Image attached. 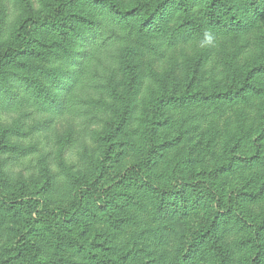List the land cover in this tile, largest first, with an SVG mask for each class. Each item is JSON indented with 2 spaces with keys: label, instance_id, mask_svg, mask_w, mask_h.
<instances>
[{
  "label": "rangeland",
  "instance_id": "374dc122",
  "mask_svg": "<svg viewBox=\"0 0 264 264\" xmlns=\"http://www.w3.org/2000/svg\"><path fill=\"white\" fill-rule=\"evenodd\" d=\"M113 1L121 10L157 2ZM215 1L218 26L205 24L200 11L191 17L178 13L179 0H174L153 16L150 27L130 38L103 40L109 32L103 28L99 42L89 48L93 59L82 70L78 63L88 44L85 20L109 23L112 14L93 0H70L63 30L48 24L34 27L32 52L0 65V194L33 195L48 207H68L77 187L93 181L102 188L148 155L146 173L156 186L166 189L177 177H195L223 201L233 205L235 198L246 218L263 219L264 90L255 106L235 105L239 112L226 101L184 107L169 101L160 112L152 108L162 94L178 96L185 89L223 92V85L240 83L253 66L264 65V0ZM54 4L0 0V51L16 42L22 20L50 17ZM201 21L203 29L193 37L197 40L191 39L192 27ZM167 27L170 30L162 35ZM18 75L35 82L39 90ZM248 80L264 89L262 70H253ZM11 92H16L12 98ZM68 94L66 106L52 107L51 99L59 101ZM121 186V200L111 207V218L88 204L64 228L102 261L92 262L68 244L58 248L39 238L46 243L39 263L182 264L178 259L187 252L185 237L207 209L205 202L191 203L188 188L159 200L141 186ZM2 212L0 264H20L11 248L24 215L12 218ZM244 229H232L230 221L215 228L216 244L230 250L224 262H247L249 247H232L243 239ZM262 240L256 264H264V232ZM209 250L210 241L199 242L187 264H214L195 257Z\"/></svg>",
  "mask_w": 264,
  "mask_h": 264
},
{
  "label": "trees",
  "instance_id": "16d2710c",
  "mask_svg": "<svg viewBox=\"0 0 264 264\" xmlns=\"http://www.w3.org/2000/svg\"><path fill=\"white\" fill-rule=\"evenodd\" d=\"M93 1L105 8L113 17H110L109 23L107 21H99L96 18L85 20V33H87L86 37L88 44L87 48L81 52L82 59L78 63L79 70L83 68L86 69L87 64L93 59L94 51L92 48H89L99 42L102 36L101 30H103V28L109 30L103 40L114 42L115 40L130 38L135 31L150 27L153 23V16L159 14V11L165 8L167 2H173L174 0H157L153 6L140 3L132 10H121L115 5L113 0ZM54 2L53 13L50 17L26 18L19 23L15 30L16 42L0 51V65L14 60L17 56L19 57L32 52L30 47L34 41V27L48 24L54 29L63 30V28L68 25V17L64 16L67 14L66 8L70 0H54ZM215 2V0H179L177 12L184 14L186 17H191L196 11H200L199 15L203 17L205 24L218 26L220 17L216 13L217 9L214 6ZM171 29H173V26ZM201 29H203L202 21L201 24H196V27H192L191 30L193 33H191L192 37L190 38L195 39L193 37H195L196 33L199 34ZM169 30L170 27H167L162 35ZM190 38H186L185 41ZM163 45L171 48V46H168V43H163ZM96 52L97 50H95V53ZM77 54L79 53L77 52ZM115 62L117 61L115 60ZM79 70L74 72V74L76 75L80 72ZM253 70H262L264 72V65L259 64L253 66L252 69L242 76L240 83L237 81L235 84L223 85V92L212 91L205 94L203 91H195L190 93L185 89L184 93L178 96H166L162 94L157 100H154L152 106L153 111L160 112V106L163 103H172L169 101H173L176 106L182 107L189 103L209 104L217 101H226L229 104H233L232 106L236 112H239V109H236L235 105L253 107L255 106L256 98L259 97L260 93L264 90L260 85L253 84L248 80ZM75 75L73 76V80H75ZM17 77L32 84L35 91L39 90L35 82H30L20 75ZM80 77H82V75ZM15 94L16 92H11L8 93V96L12 98ZM69 98H71V96L68 94L66 98L64 97L59 101L51 99L50 103L53 108L59 109L62 105L66 106L68 104ZM261 109L258 110H260V113H263ZM154 124L155 121L151 122V129L154 128ZM258 124L263 125L262 122H258ZM150 133H152V131ZM148 157L149 156L146 155L142 161L127 166L119 174L113 176L106 186L102 188L95 187L93 181L77 187L73 192L71 201L67 205L68 207L60 205L48 207L43 198L34 197L33 195L0 194V210L8 211L12 218H18L19 215H24L25 218L24 223L19 229L17 239L14 241L11 248V251H14L12 257L19 259L20 264H41L39 263L38 257L40 255L41 246H43L42 244H46L45 241H51L54 242L55 247L58 248L68 244L75 248V250L80 251L85 258L90 259L92 262L102 261L101 256L92 253L88 245L80 242L78 239L74 238V236L70 237L67 235L64 228L68 223H71L84 206L88 204L101 208L103 212L111 218V207L119 204L121 200L119 197V195H121V185L132 183L133 186L145 188V190L159 198V200L167 199L169 196L177 193L182 194L183 190L188 188L190 189L189 200L191 203L198 204L202 201L205 202V207L207 209L202 212L201 219L185 237L187 252L184 254V257H180L181 260L178 259L182 264H187V258L191 255L190 251H194L197 244L204 240L210 241L211 250H209L205 256L198 252L195 254V257L205 258L209 263L228 264L224 262V260L227 258L225 253L228 254L230 250L219 247L216 244L215 240H218L219 237L215 228L227 224L229 221L231 222L232 229L245 228L243 239L238 242L236 240L232 247L236 244L247 245L251 253L246 257L247 262L245 264L257 263L256 260L263 245L264 218L257 222L251 221L236 207L239 206V203L235 198H233V200H235L233 205L229 201H223L205 181L195 177H177V183L166 189L156 186L146 173V166L149 160ZM3 213L4 212L0 213V219L5 218L3 217ZM184 215L185 214L182 216ZM39 238H43L45 241H41Z\"/></svg>",
  "mask_w": 264,
  "mask_h": 264
}]
</instances>
